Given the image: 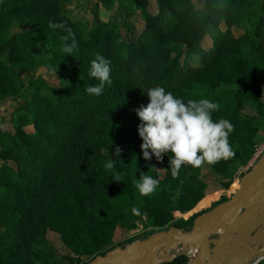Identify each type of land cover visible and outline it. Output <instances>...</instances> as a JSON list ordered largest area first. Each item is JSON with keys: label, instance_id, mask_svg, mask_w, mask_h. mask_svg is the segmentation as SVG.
I'll return each instance as SVG.
<instances>
[{"label": "trees", "instance_id": "1", "mask_svg": "<svg viewBox=\"0 0 264 264\" xmlns=\"http://www.w3.org/2000/svg\"><path fill=\"white\" fill-rule=\"evenodd\" d=\"M69 1L0 0V103L22 96L21 74L37 64L42 47H48L47 66L55 74L53 86L43 79L29 86L30 116L21 117L16 134L0 133V264H51L42 250L49 230L59 234L71 252L63 261L90 264L112 250L108 247L121 225L146 217L157 227L169 224L151 237L173 227L189 233L198 217L236 195L239 188L205 212L173 224L175 211L166 191L139 193L135 179L147 173L155 177L163 168L166 176L160 185L191 188L180 201V213L192 212L204 197L187 181L199 167L182 165L174 177V154L162 153L157 159L149 149L151 159H144L137 109L150 102L146 93L152 87L162 86L185 101L212 96L200 92L205 85L236 87L233 103L212 113L214 121L224 118L234 125L229 141L235 155L210 165L217 174L227 173L232 161L248 165L258 144V127L240 112L251 104L264 113L257 61H224L251 42L232 25L255 15V0H207L201 8L194 0H157L156 14L148 12L152 0H98L111 8L118 4L122 18L92 26L62 16ZM138 16L144 18L143 26ZM222 22L226 30L220 28ZM73 43L68 55L63 49ZM181 48L187 56L199 57L200 65L175 56ZM260 49L263 61L264 44ZM97 54L110 60L112 81L99 96L86 92L88 86L99 84L89 76ZM29 127L33 132L26 131ZM111 158L123 181L105 168ZM231 182L222 183L224 190ZM133 207L141 214L134 215ZM188 262L180 256L166 264Z\"/></svg>", "mask_w": 264, "mask_h": 264}, {"label": "rangeland", "instance_id": "2", "mask_svg": "<svg viewBox=\"0 0 264 264\" xmlns=\"http://www.w3.org/2000/svg\"><path fill=\"white\" fill-rule=\"evenodd\" d=\"M206 1L207 0H194V4L197 8H201ZM254 10V16L247 19L243 23L235 24L234 26L232 25L234 30L238 33L244 35L247 39L251 38V42L240 52V54L228 55L224 58V61H233L236 58L244 59L247 57H251L257 61L258 65L256 74L259 81L258 90L261 95V101L264 102V60L262 61L260 49L261 44H264V0H255ZM148 12L151 14H156L158 12L157 0H152V3L148 8ZM121 13L122 8L118 4L116 7L111 8L108 5L99 4L98 0H71L67 3L66 8L62 12V16H65L74 22L81 21L92 26L96 21L98 23L120 22L122 18ZM143 19L144 18L142 16H138L139 25L143 26ZM130 23H134L136 25L135 32H139L141 30L137 26L134 18L130 19ZM220 28L226 30L228 27L224 22H222ZM47 51L48 47H42L38 56L37 64L33 68L21 74L25 88L22 92V96L19 98H10L0 103V133L15 135L21 117L30 116V112L27 110V105L32 100L31 93L28 90L32 83L36 80L43 79L51 86L55 84V74L47 66V61L50 58ZM180 54L182 56V61L190 62L194 66L200 65V58L187 56L184 52V48L179 49L175 56ZM3 60L7 63L6 59ZM235 90V86L228 84H222L214 89H210L206 85L200 88V92L202 94H212V96H207L206 99L218 103L219 106L232 104V93ZM240 112L243 117L253 119L255 125L259 129L257 136L258 144L254 148V154L251 161L248 165H244L239 160L232 161L227 173L225 174H217L207 163L203 164L198 170L193 172L187 181H189L190 187L192 186L200 194H204V197L197 208L192 212L180 213L178 208L180 201L183 200V197L191 194V191L189 192V189L191 188L182 184L178 189H173L171 182H169L168 185H160L153 194L160 191H166L170 195V206L174 209L176 218L173 224H182L194 214L205 212L208 205L218 201L221 197H223V195L227 197L232 195L235 189L239 188L241 179L246 174L251 172L261 160L264 154V113L251 104L243 105ZM26 131L33 132V128H26ZM2 165L3 161L0 160V167ZM165 174L166 170L160 168L155 177H158L160 182H162V180L165 179ZM229 182H231V185L228 190H224L222 183ZM231 188H233L232 191ZM262 190L264 192V187ZM245 212L246 209L243 210L239 217H241ZM236 220H239V218ZM231 225L232 222L228 223L227 227H230ZM168 226L169 224L162 228H167ZM162 228L151 224L146 217H141L138 221L119 226L114 232L111 244L108 248L112 249L111 251L128 249L134 244H141L149 240L151 234ZM172 229L176 228L173 227ZM176 230L182 232L179 229ZM224 242L225 240H222L220 234L210 238L209 243L211 247V257H213L216 249H218V243L219 246H222L224 245ZM42 244V250L51 258V264L63 261L65 257L71 256V252L64 245L61 236L51 230L46 233ZM231 246L233 245L231 244L229 248H231ZM169 255L170 257L177 258L185 256V252L182 250H179L178 252L172 251ZM197 257L198 253H196L194 257L188 258V264L195 261ZM205 262L206 264H211L209 260H206ZM251 262L252 261H249L247 264ZM61 264L69 263H67V261H63Z\"/></svg>", "mask_w": 264, "mask_h": 264}, {"label": "clouds", "instance_id": "3", "mask_svg": "<svg viewBox=\"0 0 264 264\" xmlns=\"http://www.w3.org/2000/svg\"><path fill=\"white\" fill-rule=\"evenodd\" d=\"M74 47L73 43L65 46L63 50L72 55ZM89 76L97 79L99 84L88 86L86 92L90 95H101L105 85L112 82L110 60L97 54L91 61ZM146 95L150 102L137 109V115L142 121L138 132L143 141L141 149L144 159H151L149 149L157 159H162V153L174 154L170 156V170L175 177L182 165H212L235 155L229 141V136L234 130L233 123L224 118L213 120L212 113L219 110L218 103L209 99L185 101L162 86L150 88ZM120 152L117 148L116 155L119 156ZM115 162L111 158L105 168L113 171L112 177L121 181L120 175L114 171ZM159 185V178L148 173L142 174L140 179H135V186L141 195L155 192ZM131 211L134 215L141 214L137 207H133Z\"/></svg>", "mask_w": 264, "mask_h": 264}, {"label": "water", "instance_id": "4", "mask_svg": "<svg viewBox=\"0 0 264 264\" xmlns=\"http://www.w3.org/2000/svg\"><path fill=\"white\" fill-rule=\"evenodd\" d=\"M264 154L251 172L240 181L236 195L195 221L190 233L172 229L153 235L141 244L125 250L110 251L90 264H139L157 261L156 264L173 262L172 251L185 252L187 258L198 257L190 264H243L254 257L264 258ZM262 190V191H261ZM246 212L241 216L243 210ZM239 220H236L238 219ZM232 222L230 227L228 223ZM221 235L224 245L211 257L209 240ZM231 248H229L230 245ZM168 258L165 259L166 256Z\"/></svg>", "mask_w": 264, "mask_h": 264}, {"label": "built area", "instance_id": "5", "mask_svg": "<svg viewBox=\"0 0 264 264\" xmlns=\"http://www.w3.org/2000/svg\"><path fill=\"white\" fill-rule=\"evenodd\" d=\"M249 264H264V258H259L258 260L252 261Z\"/></svg>", "mask_w": 264, "mask_h": 264}, {"label": "bare ground", "instance_id": "6", "mask_svg": "<svg viewBox=\"0 0 264 264\" xmlns=\"http://www.w3.org/2000/svg\"><path fill=\"white\" fill-rule=\"evenodd\" d=\"M168 257H169V255L166 256L165 259L168 258ZM156 262L157 261H149V262H143V263H139V264H156Z\"/></svg>", "mask_w": 264, "mask_h": 264}, {"label": "crops", "instance_id": "7", "mask_svg": "<svg viewBox=\"0 0 264 264\" xmlns=\"http://www.w3.org/2000/svg\"><path fill=\"white\" fill-rule=\"evenodd\" d=\"M260 257L259 256H256L255 258H253L252 260L250 261H255V260H258ZM243 264H247V262L243 263Z\"/></svg>", "mask_w": 264, "mask_h": 264}]
</instances>
